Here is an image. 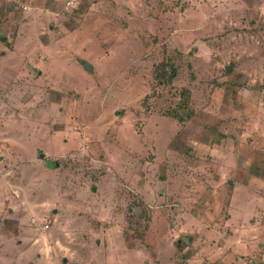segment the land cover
I'll return each instance as SVG.
<instances>
[{
	"label": "rangeland",
	"instance_id": "1",
	"mask_svg": "<svg viewBox=\"0 0 264 264\" xmlns=\"http://www.w3.org/2000/svg\"><path fill=\"white\" fill-rule=\"evenodd\" d=\"M7 172L43 259L0 234V264H240L264 244V0H0Z\"/></svg>",
	"mask_w": 264,
	"mask_h": 264
},
{
	"label": "crops",
	"instance_id": "2",
	"mask_svg": "<svg viewBox=\"0 0 264 264\" xmlns=\"http://www.w3.org/2000/svg\"><path fill=\"white\" fill-rule=\"evenodd\" d=\"M3 162H4V160H2V163ZM8 174H9V172L4 173V175L0 177V180L5 181V184H9V185L13 186L11 183H8V181H7L8 180V178H7ZM0 188H2V187H0ZM4 189H5V187H4ZM259 196L263 197V199H264V194H260ZM21 203H23L24 206H27L23 200H21V201L17 200L16 205H14V206L11 205L10 201L6 199L5 194H3V191H0V209H1L0 210V234H2L3 236L4 235L7 236L10 243L12 245H14V247L16 245H18V247L21 248V246H22L24 248L23 250L19 249L21 251L18 252V255L22 254L24 252L26 253V251H28V249L30 248L32 243H35L34 246L37 245V247L35 248V250L33 248V250L30 253L33 254L32 255L33 257L35 256L36 258H38L41 261L43 259V257H42V253H40L39 250H40V246L43 244L42 243L43 231L41 230L40 227L37 228V230L29 231L30 233H27L26 231L23 232V231L19 230L21 220L18 217L19 216L18 213L15 212V207L16 208L22 207ZM28 206L30 207V203H28ZM236 207L238 210H242V208H240L238 205H236ZM252 214L253 215H250V214L248 215L249 220L252 219V216L257 221H260V219L263 220L264 204L261 206H257L255 209H253ZM52 216H53V214H52ZM231 217L234 218L233 213L231 214ZM13 226H15V227H13ZM261 233H262V237H263V238H261V240L262 239L264 240V232L261 231ZM260 237H261V234H260ZM27 238H30L32 242L31 243H27V241L23 242V240L27 239ZM1 245L4 246V244H1ZM263 245L264 244H260V247L256 250H253L252 253L249 252L250 248L248 247L247 243L242 246L243 251H241L242 249H240L241 247L239 246V248L236 250L237 253H233L234 259H237V257H239V261L241 262V260L243 259L242 256H244L245 258H252L256 262H258L260 264H264V246ZM251 248H253V247L251 246ZM16 251L17 250L15 249L14 251H11V252H12V254H14ZM241 253H243L242 256H241ZM32 262H30V263H32Z\"/></svg>",
	"mask_w": 264,
	"mask_h": 264
},
{
	"label": "built area",
	"instance_id": "3",
	"mask_svg": "<svg viewBox=\"0 0 264 264\" xmlns=\"http://www.w3.org/2000/svg\"><path fill=\"white\" fill-rule=\"evenodd\" d=\"M240 264H260L258 262H256L254 259L252 258H243L240 262Z\"/></svg>",
	"mask_w": 264,
	"mask_h": 264
},
{
	"label": "water",
	"instance_id": "4",
	"mask_svg": "<svg viewBox=\"0 0 264 264\" xmlns=\"http://www.w3.org/2000/svg\"><path fill=\"white\" fill-rule=\"evenodd\" d=\"M4 39H5V38H4ZM185 239H186V241H187V240H190V238H189V237H187V238L185 237Z\"/></svg>",
	"mask_w": 264,
	"mask_h": 264
}]
</instances>
